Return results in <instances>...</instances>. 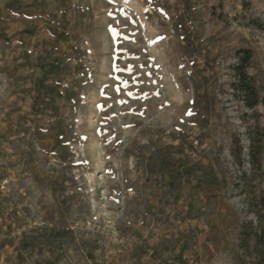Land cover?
I'll return each mask as SVG.
<instances>
[{
	"label": "rangeland",
	"instance_id": "rangeland-1",
	"mask_svg": "<svg viewBox=\"0 0 264 264\" xmlns=\"http://www.w3.org/2000/svg\"><path fill=\"white\" fill-rule=\"evenodd\" d=\"M257 24L264 0H0V264H264Z\"/></svg>",
	"mask_w": 264,
	"mask_h": 264
},
{
	"label": "trees",
	"instance_id": "trees-1",
	"mask_svg": "<svg viewBox=\"0 0 264 264\" xmlns=\"http://www.w3.org/2000/svg\"><path fill=\"white\" fill-rule=\"evenodd\" d=\"M256 27L263 29V25L257 24ZM243 55L240 57V63H238L234 68L236 70V82L234 83L235 92L242 96L244 104L248 108H253L258 105L260 99L255 90L254 85L251 83L250 77L245 71V66L251 57L250 49H242ZM172 164L175 160L170 161Z\"/></svg>",
	"mask_w": 264,
	"mask_h": 264
}]
</instances>
